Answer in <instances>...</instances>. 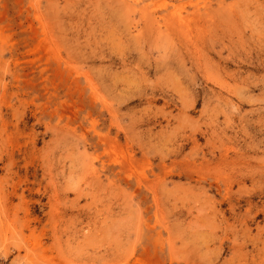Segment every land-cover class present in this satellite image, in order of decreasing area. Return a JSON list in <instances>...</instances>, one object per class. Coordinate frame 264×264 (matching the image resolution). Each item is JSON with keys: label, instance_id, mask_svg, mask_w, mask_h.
I'll return each mask as SVG.
<instances>
[{"label": "rangeland", "instance_id": "1", "mask_svg": "<svg viewBox=\"0 0 264 264\" xmlns=\"http://www.w3.org/2000/svg\"><path fill=\"white\" fill-rule=\"evenodd\" d=\"M0 264H264V0H0Z\"/></svg>", "mask_w": 264, "mask_h": 264}]
</instances>
